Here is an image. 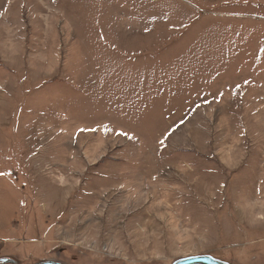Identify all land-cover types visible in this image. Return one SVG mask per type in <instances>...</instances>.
Instances as JSON below:
<instances>
[{
	"label": "rangeland",
	"instance_id": "obj_1",
	"mask_svg": "<svg viewBox=\"0 0 264 264\" xmlns=\"http://www.w3.org/2000/svg\"><path fill=\"white\" fill-rule=\"evenodd\" d=\"M66 1L0 0V259L264 264V0Z\"/></svg>",
	"mask_w": 264,
	"mask_h": 264
},
{
	"label": "crops",
	"instance_id": "obj_2",
	"mask_svg": "<svg viewBox=\"0 0 264 264\" xmlns=\"http://www.w3.org/2000/svg\"><path fill=\"white\" fill-rule=\"evenodd\" d=\"M84 1L86 2V4L82 5L81 9L77 8L78 7L77 4H79V0H68V1H66L65 2L66 7L69 6V8H70V9H67V11L72 12V14H76L80 11H84L85 13L89 14V12L92 13L93 11H95L94 6H96V0H84ZM105 4L107 6V10H109L110 0H106V2L103 0V5H102L103 8L100 11H103V12L105 11ZM132 6L135 7V5H133V4H132ZM132 6H130V7H132ZM61 12H62V10H61ZM72 18H73V15H72ZM78 18H81L80 22H83V20L86 21V19H84L83 17H76V16L74 17V20L77 21ZM38 19L41 20L42 18L39 17ZM24 24H25V22H24ZM0 25H1V27L5 28V29H9V28L12 29V27H13L12 22L9 24L8 22L3 21L0 23ZM15 27H20V30H23V28L31 27V26L18 23V25ZM2 34L12 35L10 32H3ZM10 38H13V36H10ZM10 59H13V58H10ZM6 67H7V70L5 72H10V75L8 77H15L17 74H21L22 77L25 78L24 80L22 79L23 82L21 84L16 85L13 83L12 79H10V80L7 79L6 84L0 85L3 87L7 86L9 92L10 91L14 92L15 90H20V91L24 92V94H26L25 92H30L32 89H34V87L42 86V84L44 83V82H41L40 84H36V85L32 84V80H31L32 76L30 74V71L26 70L22 66L21 60H17V64L13 60H11L10 62H8V65ZM41 75H43V74H39V76H41ZM44 75H46V73H44ZM24 86L27 87L26 90H24ZM103 96H104V100L107 101L108 107H109V117H108L109 123H111V118L113 116L117 115L118 119L115 122L118 123V126L124 128V129L128 128L130 130H133L137 134L141 133L140 129L142 130V123L138 121L137 110L133 111L132 113H129V114L127 112V115L125 112V109L128 106V104H131L132 108L136 109V105H135L137 102L136 98L134 100L127 101L125 98L119 97L118 100H115V96H112V93L110 94V92L104 93ZM113 109L114 110L116 109L117 112H114V111L112 112ZM153 117L154 116H153V112H152V120H153ZM156 122H157V125L159 126L158 116H156ZM152 131H153V127H151V132ZM158 133L159 132H156V134H158ZM140 137H142V136H140ZM20 167H23V166H20ZM41 189H42V186H41ZM53 195H54V192H53L52 196ZM34 222L36 224H33V225L31 224L32 230H34L36 233L41 234V235H48L53 230V225L55 223V220L51 219V220L46 221L43 224H41L40 219L37 221H34Z\"/></svg>",
	"mask_w": 264,
	"mask_h": 264
},
{
	"label": "water",
	"instance_id": "obj_3",
	"mask_svg": "<svg viewBox=\"0 0 264 264\" xmlns=\"http://www.w3.org/2000/svg\"><path fill=\"white\" fill-rule=\"evenodd\" d=\"M10 260L8 259H0L1 264H6ZM39 264H62L56 262H42ZM174 264H227L224 261L217 260L211 256H197V257H190L182 260L176 261Z\"/></svg>",
	"mask_w": 264,
	"mask_h": 264
},
{
	"label": "flooded vegetation",
	"instance_id": "obj_4",
	"mask_svg": "<svg viewBox=\"0 0 264 264\" xmlns=\"http://www.w3.org/2000/svg\"><path fill=\"white\" fill-rule=\"evenodd\" d=\"M221 261V260H220ZM225 263H227V262H225ZM39 264V263H38ZM228 264V263H227Z\"/></svg>",
	"mask_w": 264,
	"mask_h": 264
}]
</instances>
